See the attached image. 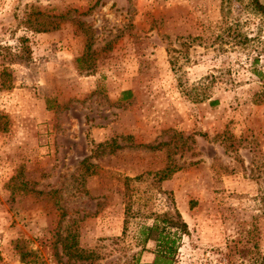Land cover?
<instances>
[{"label":"rangeland","instance_id":"1","mask_svg":"<svg viewBox=\"0 0 264 264\" xmlns=\"http://www.w3.org/2000/svg\"><path fill=\"white\" fill-rule=\"evenodd\" d=\"M22 37L29 54L0 58V264H60L74 236L93 250L75 264H151L138 230L174 209L173 264H256L264 17L248 0H0V47Z\"/></svg>","mask_w":264,"mask_h":264},{"label":"trees","instance_id":"2","mask_svg":"<svg viewBox=\"0 0 264 264\" xmlns=\"http://www.w3.org/2000/svg\"><path fill=\"white\" fill-rule=\"evenodd\" d=\"M248 5L253 12L264 17V0H248ZM20 41L22 42V47L19 52H12L9 46L0 47L1 60L6 59L10 62L9 64H12L16 63L18 60H22L25 54H29L30 48L26 43V38L22 37ZM1 73L8 75L10 73L9 68L4 66ZM1 86L4 85L1 84ZM8 86L11 85L9 84ZM215 102L216 101H212V103ZM0 118L6 119L3 115H0ZM6 123L7 120H5L4 123H0V130L4 131L6 129ZM125 223H127V219L124 220L123 232H125ZM188 231L187 222L182 218L181 213L177 209H174L173 212H165L157 215L151 226H141L138 230V234L143 244L149 240L155 243V249L153 251L154 258L151 264H173L177 251V239L180 234L188 233ZM68 240V237L61 240L62 248L67 252L68 256L65 261L59 258L58 261H60V264H75L77 261L84 260L92 255L93 250L79 247L75 236L72 237L71 242ZM21 260L26 262L24 254H21ZM256 264H264V254L259 256Z\"/></svg>","mask_w":264,"mask_h":264}]
</instances>
